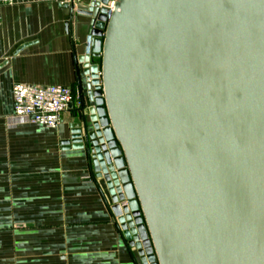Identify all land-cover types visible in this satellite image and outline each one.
Wrapping results in <instances>:
<instances>
[{"label": "water", "instance_id": "95a60500", "mask_svg": "<svg viewBox=\"0 0 264 264\" xmlns=\"http://www.w3.org/2000/svg\"><path fill=\"white\" fill-rule=\"evenodd\" d=\"M79 14L95 47L63 146L86 152L140 264H264V0Z\"/></svg>", "mask_w": 264, "mask_h": 264}, {"label": "crops", "instance_id": "0c3cea01", "mask_svg": "<svg viewBox=\"0 0 264 264\" xmlns=\"http://www.w3.org/2000/svg\"><path fill=\"white\" fill-rule=\"evenodd\" d=\"M89 32L51 0L0 7V264H140L105 184L87 179L86 152L63 146L76 103L54 129L14 116L17 84L80 93Z\"/></svg>", "mask_w": 264, "mask_h": 264}, {"label": "built area", "instance_id": "2783aa9c", "mask_svg": "<svg viewBox=\"0 0 264 264\" xmlns=\"http://www.w3.org/2000/svg\"><path fill=\"white\" fill-rule=\"evenodd\" d=\"M60 7H67L71 10L73 16H79L80 12L88 11L91 8L105 7L109 10L108 21L115 12L116 0H111L106 6L101 4L100 0H51ZM100 3V6L97 4ZM14 4V0H0V7L10 6ZM93 27H90L89 35L86 39L85 56L93 55L95 47V37L92 35ZM95 65L101 64V58L95 59ZM102 73H99L101 79ZM14 99V116L17 119L23 120L26 123L33 124L49 129L57 128L63 119L65 113L70 110L71 105L76 103L80 108L83 105L82 96L80 93L75 94L73 89L62 85H31L17 84L13 89ZM91 181V177L87 178ZM120 208L123 211L128 207V201L119 202ZM114 206L112 203L111 208ZM114 214V213H113ZM122 216H125L123 213ZM115 217L116 225L123 235L119 217ZM125 239V238H124ZM127 242V241H126ZM128 243V242H127ZM129 245V243H128Z\"/></svg>", "mask_w": 264, "mask_h": 264}]
</instances>
